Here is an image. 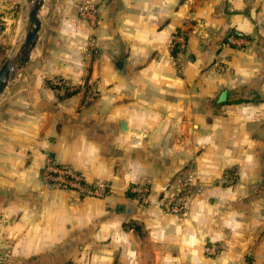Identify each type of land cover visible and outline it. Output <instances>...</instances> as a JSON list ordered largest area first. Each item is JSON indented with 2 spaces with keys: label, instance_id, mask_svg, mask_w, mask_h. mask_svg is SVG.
<instances>
[{
  "label": "crops",
  "instance_id": "1",
  "mask_svg": "<svg viewBox=\"0 0 264 264\" xmlns=\"http://www.w3.org/2000/svg\"><path fill=\"white\" fill-rule=\"evenodd\" d=\"M85 4L94 24L76 15ZM44 9L30 60L0 97L5 264H264V0ZM232 32L241 46H223ZM48 160L105 194L45 183ZM186 174L201 193L185 215L165 212Z\"/></svg>",
  "mask_w": 264,
  "mask_h": 264
},
{
  "label": "built area",
  "instance_id": "2",
  "mask_svg": "<svg viewBox=\"0 0 264 264\" xmlns=\"http://www.w3.org/2000/svg\"><path fill=\"white\" fill-rule=\"evenodd\" d=\"M80 15L83 19H86L94 24L96 21L95 10L88 5L80 7ZM184 35L182 33L177 34L172 42L171 47H176L177 45L184 47ZM243 38H237L233 35H229L225 38L223 46L233 45L241 46L244 43ZM215 65L219 69H223L220 60L215 62ZM42 180L56 188L76 191L83 196H95L101 197L105 194V186L103 184L97 186H90L85 183L83 175L76 169L71 167H64L59 165L52 160H48L46 165L42 170ZM202 187L199 183L195 182L193 177L189 174L179 176L174 181L173 190L170 191L161 201L160 206L165 210V212L183 216L188 211L189 198L194 195L200 194ZM138 200H143L146 198V189H137Z\"/></svg>",
  "mask_w": 264,
  "mask_h": 264
},
{
  "label": "rangeland",
  "instance_id": "3",
  "mask_svg": "<svg viewBox=\"0 0 264 264\" xmlns=\"http://www.w3.org/2000/svg\"><path fill=\"white\" fill-rule=\"evenodd\" d=\"M82 6L75 8L79 19L82 18L79 10ZM29 8L27 0H0V67L6 60L14 58L24 40ZM46 16L42 7L40 20L44 21ZM5 262L6 257L0 253V264Z\"/></svg>",
  "mask_w": 264,
  "mask_h": 264
},
{
  "label": "water",
  "instance_id": "4",
  "mask_svg": "<svg viewBox=\"0 0 264 264\" xmlns=\"http://www.w3.org/2000/svg\"><path fill=\"white\" fill-rule=\"evenodd\" d=\"M27 2L30 4V8L27 15L24 40L14 58L6 60L0 67V97L16 79L18 73L26 68L31 53L38 42L41 28L40 12L44 5V0H27ZM116 67L122 70L124 68V63L118 61ZM122 125L124 128V123H122Z\"/></svg>",
  "mask_w": 264,
  "mask_h": 264
},
{
  "label": "trees",
  "instance_id": "5",
  "mask_svg": "<svg viewBox=\"0 0 264 264\" xmlns=\"http://www.w3.org/2000/svg\"><path fill=\"white\" fill-rule=\"evenodd\" d=\"M229 35H233V36H235V37H237V38H242V37H243L242 35H239V34H237V33H235V32H232V33H230ZM229 35H228V36H229ZM177 53H178V49H177V47L173 48V50H172V54H173L174 57L177 56ZM48 85H49L50 87H52V88H55V89H60V88H62V85H60V84H56V83H52V82H50V81H48ZM64 90H65V95H66V96H71L72 94L76 93V92L79 90V88H77V89H72V87H71V88H70V87H64ZM64 167H68V166H64Z\"/></svg>",
  "mask_w": 264,
  "mask_h": 264
}]
</instances>
